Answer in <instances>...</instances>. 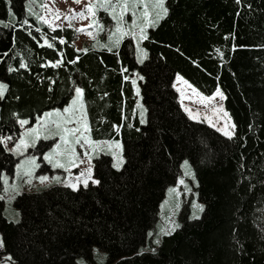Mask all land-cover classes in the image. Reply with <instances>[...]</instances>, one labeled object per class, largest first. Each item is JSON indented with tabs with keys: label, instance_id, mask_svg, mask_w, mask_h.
I'll return each instance as SVG.
<instances>
[{
	"label": "trees",
	"instance_id": "obj_1",
	"mask_svg": "<svg viewBox=\"0 0 264 264\" xmlns=\"http://www.w3.org/2000/svg\"><path fill=\"white\" fill-rule=\"evenodd\" d=\"M133 1L142 51L129 21L108 14L110 1L99 14L122 31L78 49L73 26L48 25L29 0H0V141L18 137L19 118L32 124L65 106L78 86L92 138L120 139L124 157L120 168L109 153L93 157L99 183L17 193L16 221L0 197V254L14 264L93 263L96 246L106 264H264V0H163L148 20ZM177 73L205 95L221 90L232 135L186 114ZM183 159L194 185L177 226L153 243ZM16 161L0 142V190Z\"/></svg>",
	"mask_w": 264,
	"mask_h": 264
},
{
	"label": "rangeland",
	"instance_id": "obj_2",
	"mask_svg": "<svg viewBox=\"0 0 264 264\" xmlns=\"http://www.w3.org/2000/svg\"><path fill=\"white\" fill-rule=\"evenodd\" d=\"M106 1H110L108 9ZM116 1L119 4L112 0H82L79 4L74 0H29L28 8L52 27L73 26L77 30L75 45L78 49L95 45L101 36L99 33L113 37L118 30L122 31L125 25L123 22L112 20L108 23L104 15L99 14V9H107L112 17L111 12L116 11L118 16L123 15L122 19L129 21L135 46L138 51H142L139 41L143 29L137 22L136 9L126 5L130 0ZM159 1L161 0H135V4L139 5V8L140 6L144 8L145 20H148L150 11L156 9V3L159 4ZM69 9L73 11L69 12ZM80 12H83V17L78 15ZM128 14L131 16L128 17ZM115 18L117 19V15ZM173 86L178 93L180 105L189 117L208 123L224 135L233 134V122L224 107L220 89L205 95L178 73L174 77ZM77 89L81 88L75 86L73 96L65 106L45 110L34 123L21 124V121L27 120L19 118L20 132L14 141L7 139L6 136L1 137L5 149L17 157L13 171L3 172L1 176L0 197L3 199V212L7 218L14 221L19 219L20 214L14 206V198L21 191H34L52 184L76 188L80 184L95 182L96 179L92 175L93 157L99 153H109L113 165L116 168L122 166L124 161L122 141L92 138L86 118L83 93L78 94ZM51 139H54L52 143ZM38 142L39 146L36 147ZM185 165H189L187 159L181 162V169L184 168L182 174L173 184L167 186L159 204V221L154 228L153 243L159 240L160 235L172 231L177 226V212L181 199L183 195L186 198L192 190L194 176L191 169ZM40 177H48V179L42 181ZM191 205L196 210L199 209V202L195 198ZM2 248L0 234V251ZM93 256V263L80 258L77 264H106L104 252L96 246L93 247ZM0 264L14 263L9 255L0 254Z\"/></svg>",
	"mask_w": 264,
	"mask_h": 264
},
{
	"label": "snow or ice",
	"instance_id": "obj_3",
	"mask_svg": "<svg viewBox=\"0 0 264 264\" xmlns=\"http://www.w3.org/2000/svg\"><path fill=\"white\" fill-rule=\"evenodd\" d=\"M74 2L79 4V3L82 2V0H74ZM162 4H163V0H161V3H160L159 6L162 7ZM88 7H91V5H88ZM72 11H73L72 9H69V12H72ZM165 12H166V10H165ZM78 15H80L81 17H83V12H80ZM25 23H27V21H25ZM78 31H84V29H78ZM61 42H63V41H61ZM49 46H51V45H49ZM84 51H86V49ZM22 67H23V65H22ZM3 87H5V86L0 85V88H3ZM76 91H77L78 94H81L82 93V90L81 89H77ZM0 95H2V93H0ZM65 111H68V109H65ZM46 115H48V114H46ZM26 123H28V121H21V124H26ZM72 131H78V130H72ZM7 139L10 140L11 137H8ZM0 142H2V141H0ZM77 142H79V141H77ZM116 166L119 167V165H116ZM40 179L43 181V180L48 179V177H40ZM95 182L96 183H99V181H95ZM85 187H87V184H85Z\"/></svg>",
	"mask_w": 264,
	"mask_h": 264
},
{
	"label": "crops",
	"instance_id": "obj_4",
	"mask_svg": "<svg viewBox=\"0 0 264 264\" xmlns=\"http://www.w3.org/2000/svg\"><path fill=\"white\" fill-rule=\"evenodd\" d=\"M132 35H133V33H132ZM141 38H142V34H141ZM140 40H141V39H140ZM84 107H85V104H84ZM85 112H86V107H85ZM86 118H87V120H88L87 112H86Z\"/></svg>",
	"mask_w": 264,
	"mask_h": 264
}]
</instances>
